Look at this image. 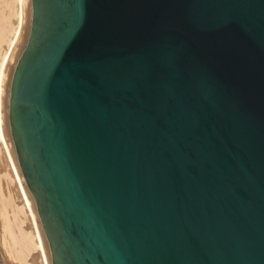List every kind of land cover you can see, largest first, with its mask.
<instances>
[{"label": "water", "instance_id": "obj_1", "mask_svg": "<svg viewBox=\"0 0 264 264\" xmlns=\"http://www.w3.org/2000/svg\"><path fill=\"white\" fill-rule=\"evenodd\" d=\"M11 138L51 264H264V0H31Z\"/></svg>", "mask_w": 264, "mask_h": 264}, {"label": "bare ground", "instance_id": "obj_2", "mask_svg": "<svg viewBox=\"0 0 264 264\" xmlns=\"http://www.w3.org/2000/svg\"><path fill=\"white\" fill-rule=\"evenodd\" d=\"M0 28V264H51L36 204L16 156L8 120L9 87L30 27L31 0H11Z\"/></svg>", "mask_w": 264, "mask_h": 264}, {"label": "rangeland", "instance_id": "obj_3", "mask_svg": "<svg viewBox=\"0 0 264 264\" xmlns=\"http://www.w3.org/2000/svg\"><path fill=\"white\" fill-rule=\"evenodd\" d=\"M11 0H0V28L8 29L11 20Z\"/></svg>", "mask_w": 264, "mask_h": 264}]
</instances>
